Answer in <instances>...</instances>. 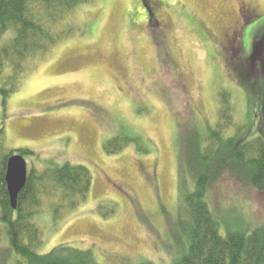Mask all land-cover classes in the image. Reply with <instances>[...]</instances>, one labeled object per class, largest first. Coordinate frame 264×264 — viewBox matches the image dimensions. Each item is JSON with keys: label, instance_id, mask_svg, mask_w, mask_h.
Returning a JSON list of instances; mask_svg holds the SVG:
<instances>
[{"label": "rangeland", "instance_id": "obj_1", "mask_svg": "<svg viewBox=\"0 0 264 264\" xmlns=\"http://www.w3.org/2000/svg\"><path fill=\"white\" fill-rule=\"evenodd\" d=\"M145 1L153 16L142 0L80 5L61 24L66 34L28 61L7 101V145L34 152L23 155L29 170L69 162L93 176L77 208L57 213L60 196L43 195L41 254L70 245L91 249L98 264H170L185 244L183 196L195 188L180 172L185 140L215 127L224 91L236 122L250 124L231 57L241 63L264 33V0ZM11 40L9 32L0 50ZM11 74L9 66L4 80ZM115 136L135 141L111 154L106 142ZM207 198L223 234L264 227V193L240 179L224 174ZM19 260L2 230L0 264Z\"/></svg>", "mask_w": 264, "mask_h": 264}, {"label": "trees", "instance_id": "obj_2", "mask_svg": "<svg viewBox=\"0 0 264 264\" xmlns=\"http://www.w3.org/2000/svg\"><path fill=\"white\" fill-rule=\"evenodd\" d=\"M90 1L0 0V40L9 32L12 38L0 50V76L5 82L0 86L4 109L0 121V222L11 248L20 256V264H98L91 249L61 245L48 254L38 252L43 238L35 217L43 195L55 193L60 196L53 208L57 213L66 206L77 208L86 201L92 189L93 176L88 167L50 162L43 171L33 168L26 186L19 193L16 209L12 207L6 181L11 156L34 154L30 150L16 152L7 145V101L18 89L28 61L56 44L66 34L61 24L67 22L76 8ZM142 1L153 16L152 7L147 8L146 1ZM235 49L234 46L231 50ZM243 54L241 52V63L233 56L231 60L246 91L250 124L236 122L232 98L224 91L220 93L222 108L215 127L211 126L205 134L194 130L185 140L180 172L187 171L195 179V188L183 196L182 207L187 217L183 229L185 244L170 264H264V227L251 232L228 230L223 234L207 198L210 185L224 174L264 193V33L253 42L251 53ZM9 66L13 74L7 77L13 81L4 80ZM129 141H135V138L128 140L115 136L106 142L105 151L118 153ZM183 179L182 175V183ZM138 264L157 263L144 259Z\"/></svg>", "mask_w": 264, "mask_h": 264}, {"label": "water", "instance_id": "obj_3", "mask_svg": "<svg viewBox=\"0 0 264 264\" xmlns=\"http://www.w3.org/2000/svg\"><path fill=\"white\" fill-rule=\"evenodd\" d=\"M28 179V164L22 155H13L8 161L6 173L7 187L12 207L18 206L19 193L26 186Z\"/></svg>", "mask_w": 264, "mask_h": 264}, {"label": "flooded vegetation", "instance_id": "obj_4", "mask_svg": "<svg viewBox=\"0 0 264 264\" xmlns=\"http://www.w3.org/2000/svg\"><path fill=\"white\" fill-rule=\"evenodd\" d=\"M154 2V1H153Z\"/></svg>", "mask_w": 264, "mask_h": 264}]
</instances>
